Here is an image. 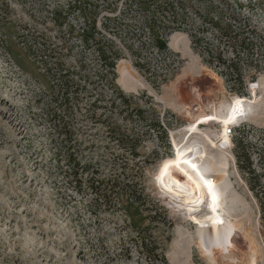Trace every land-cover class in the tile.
Listing matches in <instances>:
<instances>
[{"label":"rangeland","instance_id":"obj_1","mask_svg":"<svg viewBox=\"0 0 264 264\" xmlns=\"http://www.w3.org/2000/svg\"><path fill=\"white\" fill-rule=\"evenodd\" d=\"M144 1L0 0V264H160L139 246L144 237L167 264H216L202 237L214 243L209 222L229 218L208 209L212 201L186 198L168 161L191 143L213 195L246 218L245 231L264 249V0H185L177 21L157 13L155 0V27ZM83 28L109 46L117 86L125 88L120 66L136 80L135 92L123 90L128 109L114 101L108 68L95 44L85 47ZM57 63L79 74L67 108L56 100ZM236 101L252 106L248 119ZM55 112L70 131L65 140L51 125ZM234 136L249 147L255 191L237 166ZM71 144L95 175L122 183L107 206L64 177L59 155Z\"/></svg>","mask_w":264,"mask_h":264},{"label":"trees","instance_id":"obj_2","mask_svg":"<svg viewBox=\"0 0 264 264\" xmlns=\"http://www.w3.org/2000/svg\"><path fill=\"white\" fill-rule=\"evenodd\" d=\"M185 0H156L157 5V13L162 15H167L171 18V20L177 21L179 12L177 10L178 6H183L184 11V3ZM140 6L147 15V24L152 25L155 27V0H146L144 2L139 3ZM182 16L186 17L187 15L185 12H182ZM166 17V16H165ZM109 20L111 17L108 16ZM89 26L94 28L95 20L94 18H90L88 20ZM178 23V22H176ZM87 27V28H88ZM87 28L82 29L81 38L85 43L86 48L93 47L95 44V52L97 56L102 60V63L105 67L108 68V74H104V78L107 83L112 87V91L115 92L114 101L120 99L119 103L122 102V105H126L127 109L130 107V98L127 97L126 93L115 84L116 74L113 72L115 68V62L113 60V54L111 50H109V46L104 43H100L95 35L97 34L95 31H88ZM95 32V33H94ZM155 39V34H154ZM159 38V37H158ZM248 38H241V49H243V45L246 44ZM158 47L160 50H164L167 48V43L165 40L157 39L156 40ZM45 51H53V49L49 48ZM233 52L236 54L240 52L239 50L233 49ZM48 55V54H46ZM59 63L55 65V76H56V84L55 89L57 90V101L60 102L61 105L64 103L65 107L67 108L68 101L70 100L69 96L70 93L78 92L77 87L78 84L75 82V76L79 74H75V72H70L67 68H59ZM237 72H240V68L236 69ZM108 75H112L109 78ZM116 103V102H115ZM116 105V104H115ZM51 125L55 129H57L58 133L63 137V139H67L68 134L70 131L66 128V124L63 120L61 113L54 114V117L51 120ZM159 129V133L166 137L167 133L166 130L163 128L161 123L155 122V131ZM234 141L236 144L235 155L237 159V166L247 176V179L250 182L251 188L255 191V187L252 186V177H256L257 173L254 167V162L252 160V155L250 153L249 147L245 140L239 139L237 136H234ZM124 143V142H123ZM59 155L60 162H63V166L65 167V175L64 177L67 178L68 181L72 182V188L77 193H82L84 189H88L93 194V199L98 202L102 206H107L112 201L113 195L119 189L118 187L122 184L118 181V177L116 175L111 176H97L93 173V170L86 164L82 163L77 156L76 149L73 144L66 146L63 151L60 152ZM261 220L264 226V202H261ZM141 248H144L148 257L154 256L155 261L159 262L160 264H167V260L165 259L163 248L151 241L149 238H141L138 242Z\"/></svg>","mask_w":264,"mask_h":264},{"label":"bare ground","instance_id":"obj_3","mask_svg":"<svg viewBox=\"0 0 264 264\" xmlns=\"http://www.w3.org/2000/svg\"><path fill=\"white\" fill-rule=\"evenodd\" d=\"M170 46L175 48L174 41L170 43ZM118 72L119 75L123 74L125 78V88L122 83L123 90L125 92H135L137 90V87L135 85L136 83H134L136 80L132 82V80H134L133 78L129 81V74L121 66L119 67ZM187 75L188 74L184 73L183 76ZM202 82L199 81V83ZM250 107L252 106L244 105L243 103L239 104L238 109L241 112L240 118L248 119L247 113L249 111H246ZM251 116L254 117L252 118V120H257L255 112H253ZM227 126L228 124L225 126V128H227ZM225 128L223 129L224 134ZM174 144L176 145V148H178L177 143L175 142ZM177 151V157L175 159L168 160L171 165L172 173H174L175 175V186H177V189L180 190V192L189 200L195 199L200 200L202 203L204 202V207L206 206V203L208 201H212V205L208 207V209H211V211L215 213L219 209L223 208L224 214H226L229 218L228 225L221 224V222H214L215 220H211L209 222L210 224H213V226L211 227L212 230H210L209 232L210 237L213 239L214 243L209 241V239H207L206 237H202L204 248L208 257L210 256L211 261H214L216 264H259L260 261L256 262L255 260H252L250 258L249 255L253 254L252 256L259 255L262 264H264V249H262L256 242V237H249V234H247L249 232L245 231L244 229L246 218L244 220L237 219V210L235 208L225 209L223 207V203H220V201H218V199H216V197L213 195L211 181L212 177L208 175L207 169H205L204 167V163H202V161L199 159L198 154L200 153V151L198 147L195 144L191 143L185 148L180 147ZM168 161L166 160L164 164H166ZM202 203L197 204L199 206H202ZM232 219L234 220V222H231ZM239 229L246 232V240L243 239V236L239 232ZM223 256L227 259L228 262H223ZM211 261L209 262L211 263Z\"/></svg>","mask_w":264,"mask_h":264},{"label":"built area","instance_id":"obj_4","mask_svg":"<svg viewBox=\"0 0 264 264\" xmlns=\"http://www.w3.org/2000/svg\"><path fill=\"white\" fill-rule=\"evenodd\" d=\"M233 128L232 126H227V128H225V134L227 135H232L233 134Z\"/></svg>","mask_w":264,"mask_h":264},{"label":"snow or ice","instance_id":"obj_5","mask_svg":"<svg viewBox=\"0 0 264 264\" xmlns=\"http://www.w3.org/2000/svg\"><path fill=\"white\" fill-rule=\"evenodd\" d=\"M241 102L240 101H236L235 104L238 106ZM233 111H236V108H233ZM194 167V166H193Z\"/></svg>","mask_w":264,"mask_h":264}]
</instances>
